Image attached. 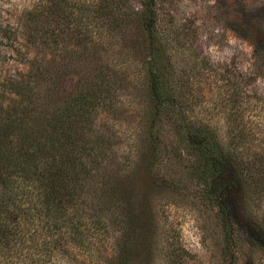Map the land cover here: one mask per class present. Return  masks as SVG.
<instances>
[{"label":"trees","instance_id":"1","mask_svg":"<svg viewBox=\"0 0 264 264\" xmlns=\"http://www.w3.org/2000/svg\"><path fill=\"white\" fill-rule=\"evenodd\" d=\"M63 5L68 12L60 14ZM126 5L127 0H46L31 18L34 30L28 37L44 50L57 47L63 37L50 26L56 15L71 21V65L80 57L83 66L90 65L80 72L74 91L52 107L40 103L41 92L50 82L57 85L60 75L43 59L34 58L23 78L2 84L16 97L5 104L4 92L0 95V264H132L120 240L133 215L120 213L129 201L119 196L117 168L105 165L115 161L117 142L113 132L96 127L100 110L117 113L114 84L122 70L102 58L91 60L120 43L122 28L133 23ZM134 14L137 35L127 52L145 68L147 148L155 157L164 121L170 123L176 156L201 165L208 196L232 225L234 204L244 200L249 211L254 200L264 198V139L251 134L239 115L243 108L264 104L263 96L251 88L248 76L232 70L225 132L190 118L169 50L172 37L159 28L156 0H142ZM17 32L16 27L3 30L13 41ZM257 42V55L264 59L258 54L264 33ZM244 225L264 249V224L251 210Z\"/></svg>","mask_w":264,"mask_h":264},{"label":"rangeland","instance_id":"2","mask_svg":"<svg viewBox=\"0 0 264 264\" xmlns=\"http://www.w3.org/2000/svg\"><path fill=\"white\" fill-rule=\"evenodd\" d=\"M45 2L0 0V95L4 92L5 104L16 95L4 91L2 84L23 78L34 58L59 71L57 85L50 82L41 92L40 103L49 107L69 96L80 72L89 68L90 64L82 65V57L71 65L72 25L60 15L68 12L66 4L50 23L63 36L57 47L44 50L39 40L29 39L34 30L31 18ZM141 8L142 0H127L125 10L133 11V23L122 28L120 43L91 58L122 70L114 84L117 113L102 109L96 120L98 129L115 136V161L105 165L117 168L119 196L129 201L120 213L133 215L121 245L132 264H264V249L252 241L244 225L250 210L264 224V198L254 200L249 211L248 203L239 200L231 211L234 225H228L199 177L201 165L188 156H176L170 123L164 121L161 127L163 143L155 157L147 148L145 68L127 52L137 35L134 13ZM156 9L161 32L172 37L169 50L181 77L177 82L188 96L186 114L225 132L232 112L229 71L248 76L251 88L264 99V59L256 51L264 33V0H156ZM11 27L18 30L16 41L3 33ZM77 50L82 55V49ZM259 50L264 53V47ZM239 115L251 134L263 140V101L252 110L241 109Z\"/></svg>","mask_w":264,"mask_h":264}]
</instances>
